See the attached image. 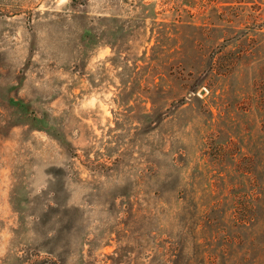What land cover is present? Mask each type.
Returning <instances> with one entry per match:
<instances>
[{"label":"rangeland","instance_id":"rangeland-1","mask_svg":"<svg viewBox=\"0 0 264 264\" xmlns=\"http://www.w3.org/2000/svg\"><path fill=\"white\" fill-rule=\"evenodd\" d=\"M0 264H264V0H0Z\"/></svg>","mask_w":264,"mask_h":264}]
</instances>
